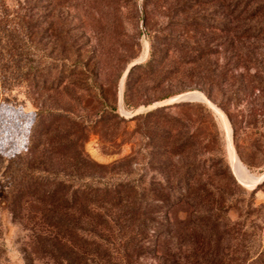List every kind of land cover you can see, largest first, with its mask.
I'll return each instance as SVG.
<instances>
[{
  "label": "trees",
  "instance_id": "16d2710c",
  "mask_svg": "<svg viewBox=\"0 0 264 264\" xmlns=\"http://www.w3.org/2000/svg\"><path fill=\"white\" fill-rule=\"evenodd\" d=\"M47 1L50 6L52 0ZM220 1L143 0L146 23L159 14L167 19L151 34L149 59L132 66L126 76V106H134L129 96L139 84L137 79L131 80V73L134 68H141L145 76L158 79L154 88L176 81L186 84L187 87L162 98L199 87L208 98L217 99L228 115V50L235 43L242 45V37L264 38L261 35L264 23L258 19L264 10V0H225L226 4H218L220 9L211 7ZM24 3L25 14L17 17L21 25L25 24L21 30L12 28L8 18L0 21V53L4 54L0 76L7 86L13 88L24 82L31 89L52 92L62 89L67 78L80 74L84 79L76 83L97 97L101 105L95 112L77 107H39L26 153L9 163L6 206L20 219L42 255L54 264H82L76 258V254H82L84 260L92 261L90 264H99L108 256L107 242L118 236L124 238V247L139 254L148 243L158 249L163 237L172 235L183 247L190 242H213L227 236L238 241L236 248L243 246L248 233L247 220L260 212L254 205L256 189L247 191L232 175L230 184L223 183L225 173H212L211 164L197 151L202 145L197 128L187 133L179 128L164 129L167 122L176 118L170 116V107L202 108V105L182 102L135 115L129 121L142 118L145 125L137 130L139 137L132 152L111 164L98 163L84 148L89 127L105 120L118 125L129 121L119 115L116 102H107L97 91L89 59L77 54L71 63H66L68 57H64L59 70L54 72L58 64L48 61L50 55L45 54L35 38L38 0ZM248 8L249 27L255 33L246 36L248 31L244 30L232 34V27L239 26H232L229 20L233 11L240 9L242 13ZM53 10L47 14L48 18L53 17ZM216 11L225 14V18L217 17ZM55 17L61 29L53 31L50 21L52 37L67 40L65 15L58 13ZM235 18L238 15L232 20ZM248 46L254 49V53L246 52V56L251 55L248 62L256 68L248 85L264 91L263 81L258 77L264 44L250 42ZM147 169L157 170L154 178L146 179L143 170ZM125 170L133 171L134 175ZM240 209L244 221L229 226L231 213ZM181 211H186V218L178 220ZM185 257L180 251L176 258L180 261ZM228 261L233 260L228 257ZM260 264H264V259Z\"/></svg>",
  "mask_w": 264,
  "mask_h": 264
},
{
  "label": "rangeland",
  "instance_id": "374dc122",
  "mask_svg": "<svg viewBox=\"0 0 264 264\" xmlns=\"http://www.w3.org/2000/svg\"><path fill=\"white\" fill-rule=\"evenodd\" d=\"M51 3L48 6L49 1L38 0L35 21L38 34L35 38L45 54L50 55L48 61L58 64L55 73L64 57H68L66 63H71L77 54L89 59L97 91L107 102H116L119 115L128 121L135 115L162 105L182 102L201 104L202 108L170 107V116H175L179 121L177 123L175 118L167 122L164 129L172 131L179 128L187 133L197 128L202 145L192 150L197 149L205 157L207 163L211 164L212 173H225L223 183L230 184L232 175L247 191L256 189L254 205L260 209L247 220L245 229L248 233L241 247H235L238 241L232 236L216 237L213 242L200 244L190 242L183 247L172 235L163 237L158 249L155 250L154 245L148 243L139 254L131 247L125 248L124 238L118 236L107 242L108 256L98 263L174 264L176 260L177 264H260L264 259V91L259 88L253 90L248 85L249 78L256 74V68L248 62L251 55L246 56V52L254 53L248 44L263 45L264 38L249 40L242 37V45L235 43L228 50V115L218 105L217 99L208 98L199 87L162 98L187 87L186 84L176 81L154 88L158 79L145 76L141 68H134L131 73V80L137 79L139 84L129 96L134 106L128 107L124 102V93L129 66L137 62L136 67L149 59L151 34L167 18L159 14L146 23L143 0H52ZM220 3L226 4L225 0H221L211 7L220 9ZM24 4V0H0V21L8 18L12 28L21 30L23 24L18 22L17 17L25 14V9L22 10ZM52 9L54 14L51 19L47 14L52 13ZM216 12L217 17L225 18V14ZM250 12V8L242 13L240 9L233 11L229 20L232 26H239L232 27V34H241L244 30L248 31V34H244L246 36L255 33L249 27L251 20L247 15ZM58 13L65 15L67 40H56L48 28L52 21L53 31L61 29L55 17ZM236 15L238 18L232 20ZM258 19L264 23V10ZM27 21L28 18L25 23ZM261 35L264 36V33ZM3 55L0 53V65ZM260 58L263 63L258 77L264 87V54ZM78 79H84V76L76 74L67 78L62 89L40 92L27 87L24 82L9 88L4 77L0 76V264H54L30 241L29 232L6 206L10 189L8 166L16 156L26 153L30 128L39 107H77L93 112L101 109L97 97L81 88L82 84L76 83ZM184 94L195 100L182 101ZM144 125L142 118L119 125L112 120L100 122L96 127H89L85 151L101 164L119 161L132 152L139 137L137 130ZM124 172L134 175L130 170ZM143 172L147 174L146 179H151L157 170L147 169ZM177 217L178 220L186 218V211H181ZM230 218L229 226L244 221L243 210H235ZM180 251L187 258L179 261L176 257ZM190 254L193 256L189 258ZM228 257L233 261L229 262ZM76 258L82 264L92 262L84 260L82 254H76Z\"/></svg>",
  "mask_w": 264,
  "mask_h": 264
},
{
  "label": "water",
  "instance_id": "95a60500",
  "mask_svg": "<svg viewBox=\"0 0 264 264\" xmlns=\"http://www.w3.org/2000/svg\"><path fill=\"white\" fill-rule=\"evenodd\" d=\"M136 64H137V62L132 63V64L129 66V69H130L132 66L136 65ZM129 69H128V70H129ZM186 94H188V93H186ZM186 94L182 95V98H183V100L181 99L182 101H194V100H195V99H191V98H189V97H187V96L185 97Z\"/></svg>",
  "mask_w": 264,
  "mask_h": 264
}]
</instances>
